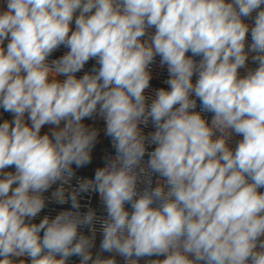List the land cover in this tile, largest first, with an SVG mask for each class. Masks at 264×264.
<instances>
[{
  "label": "clouds",
  "instance_id": "9594fccd",
  "mask_svg": "<svg viewBox=\"0 0 264 264\" xmlns=\"http://www.w3.org/2000/svg\"><path fill=\"white\" fill-rule=\"evenodd\" d=\"M5 4L0 108L13 118L0 122V264H264V0ZM251 53L258 67L241 77ZM157 56L168 88L149 104ZM93 117L103 129L84 123ZM101 131L115 154L66 195ZM57 184L53 200L70 209L32 223ZM89 192L106 216L81 213Z\"/></svg>",
  "mask_w": 264,
  "mask_h": 264
},
{
  "label": "built area",
  "instance_id": "2783aa9c",
  "mask_svg": "<svg viewBox=\"0 0 264 264\" xmlns=\"http://www.w3.org/2000/svg\"><path fill=\"white\" fill-rule=\"evenodd\" d=\"M261 8H264V5H261ZM258 11H259V9L254 11L251 17L244 18V22L249 24L250 26L254 25V18H255L256 12H258ZM72 27H73V30H74V27H75L74 21H73ZM154 31H155L154 28L153 29H149V33L150 34H154ZM145 39H146V37H145ZM6 43H7V41H5V44ZM250 44H251V32L249 31V33L247 35L246 49H247V47ZM67 51H68L67 48H65L64 46H61L56 52H54L52 55H50L48 57V59H49V61H51L53 59H57V58L62 56ZM188 55H191V53H188ZM251 55H254V53H251L249 55V59L246 62V67L239 70V74H240L241 77L246 75V73H247V71L249 69L254 70L255 68L258 67V62H253L252 59H251ZM194 59H196L197 62H198L200 57H194ZM94 66H95V60H89L86 63L85 68L81 72L77 73V77L79 78L80 76H82L84 74V72L91 71V69ZM150 71H151V74H152V79L150 81V87L145 90V94H146V96L148 98L147 102L149 104L151 103V100L155 97V92H156L157 89H159L161 87H163L165 89L168 88V85H166L164 83V81L169 78L166 67H161L160 66V57L159 56H157L155 58V62L150 65ZM196 78L197 77L194 75L193 76V82H195ZM60 79L62 80V79H64V77H60ZM199 103L200 102L197 101V109H196V111H199ZM202 115L210 123L211 118H212V113H202ZM11 117H12L11 113L5 112L2 108H0V122H2L5 119L10 120ZM98 119L100 121L101 128L103 129L104 121L101 118H99V117H98ZM141 128L143 129V131H144V133L146 135H147V133H149L151 131H154V127L151 124V122H149V125L147 127H144L143 125H141ZM44 133H45L44 131H41V134H44ZM241 138L242 137L237 136V135L234 134L232 136V138L230 139V141H229L230 146L232 148H235L236 143ZM153 148H154V146L150 147L149 151L153 150ZM99 150H100V154H101V162H100V167H101L104 164V157L106 155H114L115 154V150L111 147L110 138L106 137L104 145ZM147 159H148V157L146 155L145 156V160H147ZM93 177H94V174H87V173H83V172H80V171L76 170V176H75V178H73L71 180L70 186H68V185L65 186L66 189L68 190L66 192V195L68 194V192L71 191V188H74V187L77 186V183H78L79 179H81V178H93ZM156 178L157 177L155 175H153V177H152L153 186H155ZM58 186H59L58 184L57 185H53L47 192L43 193L44 197L46 198L45 208L41 211V213L38 215V217L35 220H33V221H36L37 223H39L40 219H42L45 215H50V216L54 217L60 211L69 210L70 209V203L69 204L60 205V204H57L53 200L52 192L55 191V189ZM139 187L142 189L144 187V185L141 184V185H139ZM260 191L264 192V188H261ZM80 203H81V208H80L81 213H86L89 208H92V209H94L97 212L98 216H106V212L103 210V206L100 203L98 193L89 192V193L81 194ZM126 207H129V206L126 205ZM129 210H130V207H129ZM96 228H97V236H96V244H97L98 242H100V240L102 238L101 237V233L99 231V229H100L99 223L96 224ZM81 231H83L85 235L89 234L87 228H84ZM91 251L93 252V258H95V255H96V253L98 251L95 250V247ZM111 255H112L111 253L105 252V253L102 254V257L103 258H108ZM79 259L80 258L76 257V256L70 257L69 261H68V264H79ZM116 259H117V264H124V261H123V259L121 257L117 256ZM160 259H163V257H160ZM140 264H144V260L143 259L140 261Z\"/></svg>",
  "mask_w": 264,
  "mask_h": 264
},
{
  "label": "rangeland",
  "instance_id": "374dc122",
  "mask_svg": "<svg viewBox=\"0 0 264 264\" xmlns=\"http://www.w3.org/2000/svg\"><path fill=\"white\" fill-rule=\"evenodd\" d=\"M84 123L86 125H90V126H94V127L99 128V129H102L98 117H93L92 119H85ZM61 126H63V124ZM50 127L51 126H49V125H45L42 128V131L47 132V131H49ZM105 140H106V137L103 135V132L101 131L100 136L98 138V143L95 145V147L93 149V152H92V157H93L92 162L90 164H88V165H86V166H84V167H82L80 169H76V170L81 171L83 173L85 172L87 174H94L95 169L97 167H99L100 162H101V154H100V150L99 149L103 146ZM73 167L75 168V166H73ZM8 171H13L14 172L15 169H14V167H12V168H9ZM99 248H100V242H98L96 244L95 250L99 251ZM151 259H156V257H152Z\"/></svg>",
  "mask_w": 264,
  "mask_h": 264
},
{
  "label": "crops",
  "instance_id": "0c3cea01",
  "mask_svg": "<svg viewBox=\"0 0 264 264\" xmlns=\"http://www.w3.org/2000/svg\"><path fill=\"white\" fill-rule=\"evenodd\" d=\"M5 0H0V11L5 10L6 4L4 2ZM12 118V117H11ZM105 143V142H104ZM104 145V144H103ZM100 167V165H99ZM81 172V171H80ZM85 173V172H84Z\"/></svg>",
  "mask_w": 264,
  "mask_h": 264
},
{
  "label": "water",
  "instance_id": "95a60500",
  "mask_svg": "<svg viewBox=\"0 0 264 264\" xmlns=\"http://www.w3.org/2000/svg\"><path fill=\"white\" fill-rule=\"evenodd\" d=\"M26 222H29V221L26 220ZM31 222L32 223H37L36 221H33V220ZM41 235H43V233H41Z\"/></svg>",
  "mask_w": 264,
  "mask_h": 264
}]
</instances>
